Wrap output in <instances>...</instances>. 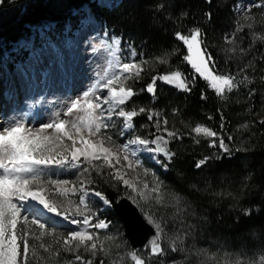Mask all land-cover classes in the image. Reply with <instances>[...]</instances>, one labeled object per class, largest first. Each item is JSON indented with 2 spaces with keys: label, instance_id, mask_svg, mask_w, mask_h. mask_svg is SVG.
<instances>
[{
  "label": "trees",
  "instance_id": "trees-1",
  "mask_svg": "<svg viewBox=\"0 0 264 264\" xmlns=\"http://www.w3.org/2000/svg\"><path fill=\"white\" fill-rule=\"evenodd\" d=\"M236 1L120 0L112 9L100 8L91 0H4L0 4V57L21 39L35 35L38 28L48 26L56 32H62L68 25L75 28L81 7L87 5L110 30L127 38L137 58L143 59L140 77L131 79L135 95L125 108L137 111L145 108L144 113L134 118V124L140 125L145 120L142 125L148 124L150 130H153V121L147 118L150 109L160 111L178 137L170 142L174 156L166 164L167 171L159 174L165 200H175V209L158 211L170 235L181 239L179 248L176 245L175 251H166L169 261L176 262L173 264H234L235 252L242 246L263 245V48L252 44L247 32L238 34L243 39L242 49L253 57L246 62V73L256 84L238 87L221 96L191 70L183 59L187 54L185 46L175 35L176 32L186 35L198 28L217 72L234 76L235 58L239 55L234 58L228 53L231 47L224 36L233 29ZM167 56L170 65L179 66L175 70L188 80L195 75L190 92L161 84L158 77L174 71L164 69L160 63ZM153 77H157L155 95L146 91ZM196 124L217 133L212 138L215 146L191 132ZM220 138L229 149L227 153L219 147ZM205 158L206 163L197 167ZM85 167L89 168L88 180H92L89 188L104 193L112 204L126 194L122 182L110 175L113 172L99 168L98 173L89 165ZM106 219L118 218L111 211ZM66 234L64 231L63 235ZM218 239L227 240L229 250L210 242ZM159 258L155 259L160 261ZM96 261L95 264L101 262Z\"/></svg>",
  "mask_w": 264,
  "mask_h": 264
},
{
  "label": "rangeland",
  "instance_id": "rangeland-1",
  "mask_svg": "<svg viewBox=\"0 0 264 264\" xmlns=\"http://www.w3.org/2000/svg\"><path fill=\"white\" fill-rule=\"evenodd\" d=\"M91 1H95L96 5L100 8L112 9L118 5L120 0ZM261 3H264V0H237L234 5L235 22L233 29L224 36V40L231 47L228 53L232 56L235 54L239 55L237 56L238 58L234 56L237 61V67L234 68V76H232L235 86L231 91L225 89L223 93H219L221 96L226 95L228 92L236 91L238 87L256 84L255 79L250 76L248 77L246 73L248 69L246 62L253 59V57L248 51L246 52L242 49L244 45L243 39L239 38L241 35L238 34L247 32L250 35L252 44L260 46L264 52V7H261ZM81 8L83 13L80 15L77 26L74 29L69 25L62 32L51 30L48 26L38 28L34 37L21 39L11 48L10 52L7 51L0 57V126L13 119L23 118L26 127H30L35 131L45 122H50L55 118H65L63 116L57 117V114L66 110L65 104L70 97H75L86 90L103 71H115V68L110 66V62L114 60L117 50L111 43V37H116L120 40L119 50L123 55H129L130 51L134 50L127 38L118 35L98 20L90 7L84 5ZM249 48L252 49L251 47ZM169 57L167 56L163 59L166 62L160 63L164 65V69L175 70L179 66L170 65ZM135 60L140 64L142 69L143 59L137 58L136 55ZM227 60L231 61L232 59L228 58ZM191 70L194 71L192 68ZM124 75L127 74L122 75V80H124ZM262 75V81H264V73ZM131 79L124 80L126 87L130 86ZM149 113H158V116L154 115L153 117V130H150L149 125L146 123L142 125L145 120H142L143 122L137 126L133 120L136 129L135 134L140 135L141 138H153L155 120L157 118L161 121L166 119L162 113L160 114V111H154L152 108ZM258 118L261 119V117ZM114 119L116 120L114 127L101 130L102 133L112 136V142L107 141L106 135L97 134L96 136L89 137L86 130L81 135L92 141L104 139V147L116 151V147L123 145L128 139H132L133 134L126 133L124 136H120L119 131L122 127V118L114 117ZM168 125L169 121L166 127L169 131H172ZM163 127L165 125L162 123L160 134L166 136V133H163ZM196 127L206 126L196 124L191 128V132L195 136L207 138L210 140V143H213V137H207L204 133H196L194 131ZM65 130L72 131L69 126H66ZM41 135L61 137L49 145L52 151L46 152V155L60 158L58 153L69 154L72 147L71 140H68L61 134H56L53 129H48ZM76 147H81L79 141ZM119 155L120 164L115 163V158L112 160L115 168H109L102 159L93 160L90 165L84 161L83 157H81V163L76 166H41L47 172V177L36 182L32 185V188L33 190H41L42 194L50 202L58 205L59 210L65 211L67 209L66 215H73L76 207L79 206L83 214L86 215L91 210L99 219L109 221L106 219V215H110L112 207L105 208L101 200L92 195L96 190L89 188V183H87L88 172L83 175H81V172L85 168V165H89L90 167L96 165L103 170L113 173H115L116 169H120V173L124 176V179L129 180L136 187V191H133L132 188L122 183L126 190L125 196L128 198L131 195L133 200L139 202L138 205L135 204L138 209L143 208V212L139 210L143 215L144 212H147L161 224L163 232L158 243H160L163 249V255L151 256L148 245L134 252L124 237L122 224L119 219H111L109 229H88V231L94 234V241L92 242L97 243L96 256H92L90 252L85 251L84 247L69 251V246L63 243L64 239L68 237L70 230H75L82 226L70 223L63 216L57 217L54 214L42 212L33 203L28 206L27 215L29 220L39 218L45 224V228L40 229L38 225H32L30 222L26 223L23 220L18 222L17 226L18 232L27 233L30 264H84V262L89 260L95 264L94 259H97V261L104 259L105 264H133V254L136 255V258L144 259L146 264L176 263L169 261L166 251L173 252L172 249H176V245L179 248L181 239L170 235L166 224L162 221L158 212L161 208L175 209V200L173 202L171 199L167 201L163 195L164 183L159 174L167 171V166H162L165 165L164 158L159 157L154 160L149 159L148 154H139L141 160L140 166L128 169L124 167L127 163L123 160L124 153H119ZM69 159H71L70 155ZM129 159L133 158L129 156ZM49 180H67L69 184L64 187L72 188L75 186L77 189H79L81 182H83L85 185L84 192L87 193L85 205H79V197L82 194L80 191L69 192L65 196H61L56 191V185L48 183ZM145 184L148 185L147 188L144 187ZM157 187L159 191L153 192L152 189ZM140 192L144 193L143 199L139 196ZM133 200L131 201L133 202ZM73 218L82 219L81 216H73ZM92 222L95 223L97 221L93 219ZM64 231H67L66 236L63 235ZM41 232L44 235H41ZM109 236L114 239L109 240ZM92 242H88L89 245ZM210 242H213L216 246L219 245L225 251L229 250L230 243L227 240L218 239ZM262 243L263 245H259L256 248H251L250 246L246 248V245L242 246L240 250L235 252L237 256L235 257L234 264H264V250H260L264 248V240ZM74 244L75 242H73V247ZM101 245L105 249L103 252L99 251ZM22 248L23 244L21 243V251ZM77 255L82 257L81 261L75 259ZM157 257H160L159 259L161 260L157 261L155 259ZM251 257L253 258L251 259ZM222 264L227 263L223 262Z\"/></svg>",
  "mask_w": 264,
  "mask_h": 264
},
{
  "label": "snow or ice",
  "instance_id": "snow-or-ice-1",
  "mask_svg": "<svg viewBox=\"0 0 264 264\" xmlns=\"http://www.w3.org/2000/svg\"><path fill=\"white\" fill-rule=\"evenodd\" d=\"M3 2L4 0H0V4ZM261 7H264V3H261ZM175 35L186 46L187 54L183 56V59L191 66L195 74L203 78L208 86L218 94L223 93L225 89L232 90L235 86L234 78L231 75L217 72L215 61L212 55L208 53L202 33L198 28L186 35L180 32H176ZM111 43L117 50L114 60L110 62V66L115 68V71H103L86 90L75 97H70L65 104L66 110L57 114V117L63 116L65 118H55L50 122H45L35 131L26 127L23 118L13 119L0 126V264H30L27 233L17 231L18 222L23 220L26 223L38 225L40 229L45 228V224L39 218L29 220L27 212L30 204H36L42 212L51 213L57 217L63 216L70 223L82 226L70 230L68 237L64 239L63 243L69 246V251L84 247L85 251L96 256L97 243L92 242L94 241V234L88 229L105 230L110 227V221L99 219L91 210L85 215L79 206L76 207L73 215H66L67 209L65 211L59 210L58 205L50 202L41 190H33L32 185L47 177V172L41 166H76L81 163V157H83L84 161L90 165L93 160L102 159L109 168H115L112 160L115 158V163L120 164L119 153H124L123 160L127 162L124 167L128 169L140 166L139 154H148V158L154 160L159 157H164L169 161L172 159L174 154L170 151L169 141L178 137L175 132L169 131L166 127L167 119L161 121L157 118L155 120V133L152 134L153 138L151 139L141 138L140 135L135 134L136 129L133 120L137 115L144 113L146 109L140 107L138 111L135 109L126 110L124 106L135 93L130 86H125L124 80L133 77L139 78L142 69L135 60L137 55L135 50H131L129 55H123L119 50L120 40L111 37ZM123 74H127L124 75V80L121 79ZM156 79L157 77H153L152 82L146 88V91L153 95H155ZM158 79L185 92H190L189 85H194L196 82L195 75L191 80H188L179 70L159 76ZM201 98L204 99L205 97L202 95ZM154 115L158 116V113H149L148 120L153 121ZM114 117L122 118L120 136H124L126 133L133 134V138L128 139L123 145H118L116 151L104 147V139L92 141L81 135L86 130L89 137L97 134L106 135L107 141L112 142V136L102 133L101 130L114 127L116 124ZM162 123L165 125L163 133H166V137L159 134L162 131ZM66 126H69L72 131H66ZM48 129H53L56 134H61L72 141L68 155L58 153L60 158H56L45 154L52 151L49 145L61 138L60 136L41 135ZM194 131L204 133L207 137L217 136L216 132L207 127H196ZM228 139L231 140V137ZM78 141L81 147H76ZM212 146H215V141H213ZM219 147L226 153L229 151L223 138L219 140ZM69 155L71 159H69ZM129 156L133 159L130 160ZM206 160L207 158L200 160L197 167L205 164ZM92 167L99 173V166L92 165ZM87 172H89V168L85 167L81 175ZM110 175L136 191L135 185L124 179L120 169H116L115 173ZM48 183L55 184L56 191L61 196H65L69 192L80 191L82 194L79 197V205H85L87 193L84 192L85 185L83 182H81L79 189L75 186L72 188L64 187L69 184L67 180H49ZM87 183L91 184L92 180L89 179ZM144 187L147 188L148 185L145 184ZM152 191L158 192L159 188H153ZM92 195L98 197L105 208L112 207V201L101 191H94ZM139 196L143 199L144 193L140 192ZM128 198L133 200L131 195ZM133 203L139 204L136 200H133ZM139 210L143 212L142 207ZM73 216H81L82 219H75ZM144 217L146 223L154 229V236L150 240V253L152 256H161L163 249L158 241L161 238L163 228L147 212H144ZM93 219L97 222L93 223ZM41 235L44 233L41 232ZM108 239L114 238L109 236ZM73 242H75L74 247ZM88 242L92 243L89 245ZM21 243L23 244L22 251L20 249ZM175 250V248L172 249V251ZM99 251H105L103 245L100 246ZM75 259L81 261L82 257L77 255ZM133 260L135 264H146L144 259H136L135 254H133ZM84 264H93V261L89 260ZM100 264H104V261L101 260Z\"/></svg>",
  "mask_w": 264,
  "mask_h": 264
},
{
  "label": "water",
  "instance_id": "water-1",
  "mask_svg": "<svg viewBox=\"0 0 264 264\" xmlns=\"http://www.w3.org/2000/svg\"><path fill=\"white\" fill-rule=\"evenodd\" d=\"M170 73L171 72L165 73L163 75H167ZM161 83L167 87H172L178 91H182L177 89L173 85H168L166 82L161 81ZM169 148H170V144H169ZM170 151L173 153L171 148ZM164 159L166 163H169V160H167L166 158ZM112 207H113V212L115 213V215L118 217V219L122 224L124 237L127 239L131 249L136 250L144 247L146 244L149 245V249H150L151 247L150 239L154 236V229L152 226L146 223L145 217L139 211L138 207L125 195L121 196L118 200H116L112 204ZM136 259H141V258L138 257Z\"/></svg>",
  "mask_w": 264,
  "mask_h": 264
},
{
  "label": "bare ground",
  "instance_id": "bare-ground-1",
  "mask_svg": "<svg viewBox=\"0 0 264 264\" xmlns=\"http://www.w3.org/2000/svg\"><path fill=\"white\" fill-rule=\"evenodd\" d=\"M151 240V239H150Z\"/></svg>",
  "mask_w": 264,
  "mask_h": 264
}]
</instances>
